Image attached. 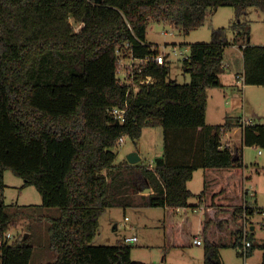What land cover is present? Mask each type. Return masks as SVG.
<instances>
[{
  "label": "trees",
  "instance_id": "16d2710c",
  "mask_svg": "<svg viewBox=\"0 0 264 264\" xmlns=\"http://www.w3.org/2000/svg\"><path fill=\"white\" fill-rule=\"evenodd\" d=\"M220 7L234 8L235 37L229 40L228 28L212 29L210 43L188 45L183 71L190 83L168 81L166 56L163 65H135L132 85L121 79L123 55L142 59L161 53L147 41L151 23L168 22L189 34L205 25L210 8ZM251 8L264 13V0H0V238L37 211L5 204L10 170L24 188H36L42 207L58 209V216H38L50 224L55 257L47 264H146L132 260L133 246L124 241L92 245L101 217L109 208L131 206L129 191L146 186L154 193L143 195L141 206L187 208L195 171L224 169L230 173L211 195L215 216L204 219L200 231L205 264H224L220 250L239 249L245 222L264 212L250 204L248 190L241 205L220 199L245 178L246 168L238 150L222 147V132L239 126L245 146L264 149V124L206 122L208 90L224 87L220 75L231 45L243 54L238 77L245 85L264 86V45L251 43ZM148 77L154 83L142 84ZM112 108L126 109L123 124L110 114ZM145 127L164 129L163 154L152 167L116 165L119 140L136 144ZM206 195L204 190L198 198ZM168 228L172 246L184 247L173 223ZM249 239L254 240L252 231ZM28 241L24 236L3 247L2 263L30 264L34 248ZM255 249L262 251L264 264V243L253 244L247 257Z\"/></svg>",
  "mask_w": 264,
  "mask_h": 264
},
{
  "label": "rangeland",
  "instance_id": "374dc122",
  "mask_svg": "<svg viewBox=\"0 0 264 264\" xmlns=\"http://www.w3.org/2000/svg\"><path fill=\"white\" fill-rule=\"evenodd\" d=\"M73 23V20H70ZM236 22L235 10L232 7L210 8L204 26L192 30L185 34L183 29L178 28L168 22H153L148 30L147 39L153 46H158L162 54L168 58L170 64V75L168 81L179 84L191 82L190 75L183 71V60L189 56L188 45L196 43H210L212 39V29L228 28L229 40L235 37L232 26ZM248 29L250 31L251 43L254 45H264V13L255 8H251L247 17ZM80 25H75L76 30ZM168 32L170 34L165 35ZM174 45L178 46V51L183 54L173 52ZM168 53H170L168 55ZM121 59L128 62L131 57L123 55ZM232 69H235L232 66ZM244 90L243 86L241 88ZM246 90V88H245ZM260 89H250L252 96L258 98L255 103L247 99V108L261 111ZM248 92V91H247ZM243 93V92H241ZM250 94V95H251ZM242 95V94H241ZM218 118H213L210 114L208 123H218ZM223 123V122H219ZM256 123L264 124V118ZM219 125V124H214ZM246 148V147H245ZM117 153L116 165H124L127 156L132 152L142 153L145 165L151 164L152 160L162 155L164 151V129L162 127H145L140 140L135 144L131 139L125 138L123 144H118L114 149ZM262 151L259 156L258 152ZM245 174L250 173L251 177L244 184L243 180L236 182L239 199L243 187L245 190L257 193L259 208L264 210V149L260 147L246 148ZM245 180V178H244ZM6 190L4 202L6 205L18 204L20 206L34 207L37 211H32L33 218H24L18 221L14 233L21 232L29 238V244L34 248L30 264H47L54 260L55 254L50 248L49 227L46 220H39L38 216H58V209L42 207V197L34 186L24 188V180L14 175L10 170L5 172ZM204 171L196 174L191 190L195 195L189 200L190 206L185 208L184 213L176 210L171 211L163 207L126 208L116 207L111 214H104L100 219V228L92 245H116L119 241H124L127 236L138 237V242L132 244V260L146 264H205V244L197 246L193 244L194 238L200 235L201 222L207 219L208 215L202 210L193 209V205L198 203L197 192L205 187ZM245 185V186H244ZM203 187V188H201ZM190 188V187H189ZM0 193V201L1 199ZM256 199V198H255ZM254 198H249L251 205H254ZM182 213V214H181ZM128 220L125 221V218ZM35 218V219H34ZM172 221L181 237L184 239V247L172 246V231L168 228V223ZM126 226H122L123 223ZM249 222V221H248ZM118 225L115 229V225ZM256 228L253 233L255 245L264 243V212L255 213L250 218V227ZM183 232V235L179 231ZM184 236V237H183ZM239 249L223 248L222 256L224 264H245L244 257L238 255ZM262 251L255 249L254 256L247 258L249 264H260Z\"/></svg>",
  "mask_w": 264,
  "mask_h": 264
},
{
  "label": "crops",
  "instance_id": "0c3cea01",
  "mask_svg": "<svg viewBox=\"0 0 264 264\" xmlns=\"http://www.w3.org/2000/svg\"><path fill=\"white\" fill-rule=\"evenodd\" d=\"M149 28H148V30H149ZM147 35H148V33H147ZM147 41H148V39H147ZM173 47L178 48L177 45H174ZM242 58H243V54H242V50H241L239 45H231L227 49V56L223 62V64H224L223 72L220 75V78H221V81H222L224 87L214 88V89L208 90V108H207V116H206L207 124H209V125H214V124L222 125L228 119L232 120V123H235L236 120L241 121L242 118H251L256 123L257 120H261L264 118V86L245 85L244 82L242 81V79H240L238 77L239 73L240 74L243 73V60H242ZM232 66H234L235 69H232ZM242 86H243L244 90L241 89ZM245 88H246V90H245ZM252 88L260 89V90H255V92H257V93L260 92V97H261V103L260 104H261V108H262L261 111L254 110L253 108H251V109L247 108V105L245 104V101H247V99H251V101L253 103H255V101L258 99V98L253 97L251 92H249L250 89H252ZM241 92H243V93H241ZM210 114L213 118L219 119V121H216L218 123H211V124L208 123V119H209ZM219 122H223V123H219ZM225 140L228 142V145L231 148L238 150L239 155L243 157V160L245 163V158H246V154H247V152H246L247 146H245L243 144V132H242L241 127L234 126L232 129L228 130L227 134L225 136ZM251 148H256V147H251ZM137 152L140 154V156H141L140 162H142L143 161V157H142L143 155L140 151H137ZM258 155L261 156L262 154L258 153ZM155 159L152 160L151 164H153ZM126 162H128V161L126 160ZM151 164H149V165H151ZM202 170L203 169H198L197 171H195L193 179L188 183L190 190H191V184L194 183L196 174ZM229 173H230L229 170H224V169L213 170V171H209V172L204 171V180H205L206 184H205L204 188L201 187L203 189H200V190L198 189L197 192H200L199 193V195H200L205 190L207 195H206V198H203V199L198 198V203L194 204L192 207L195 210L204 211L208 215L207 219L214 218L215 212H216V207L211 204V195L219 191L220 187L225 183L226 176ZM250 177H251L250 173L245 174V180L243 179L244 184L246 183L247 179ZM146 187L144 189H142L141 191H139L138 193H135L133 191H129L128 196H131V197H129L130 202H131V206L126 207V208H138V209L139 208L140 209L145 208L144 206H141V204L143 201L142 196L143 195H149V192H147V193L143 192L146 189ZM150 188L152 190L151 194L154 193L153 188L152 187H150ZM244 191H245V188L243 187V191L241 190V192H239V193H241L239 199H236L237 198L236 194H238L237 193L238 189L236 188V184H235V185L231 186L229 188V191L226 194H224L223 196H221L220 199L226 205H241L243 202V198H244ZM248 191L250 192L249 198H254V199L256 198L255 201L253 202V204L255 206L259 207L258 206L259 201L257 199L258 198L257 193L251 192L249 189H248ZM194 195H195V193H194ZM113 208H116V207H113ZM113 208H109L107 210L106 214L107 213L111 214L112 213L111 211ZM126 208H124V209H126ZM163 208H165V207H163ZM204 208H210V209L208 211H206V209H204ZM183 210L185 211V208H182V213H184ZM176 212H177V210H176ZM127 220H128V217L125 218V221H127ZM170 222L172 223V221H170ZM122 226H126V223L124 222L122 224ZM117 227H118V225L116 224L114 228L117 229ZM251 228H254L252 231H254L256 229L253 226V224H252ZM179 231L183 235V232L180 229H179ZM128 237H136V236H127L125 238H128ZM253 244L255 245V240H253ZM260 244H262V243H260ZM222 250L223 249L220 250V255H221V258L224 262V259L222 256ZM253 256H254V252L251 254V256L249 258H252ZM261 261H262V254H261ZM261 261H260V264H261ZM247 264H249L248 261H247Z\"/></svg>",
  "mask_w": 264,
  "mask_h": 264
},
{
  "label": "built area",
  "instance_id": "2783aa9c",
  "mask_svg": "<svg viewBox=\"0 0 264 264\" xmlns=\"http://www.w3.org/2000/svg\"><path fill=\"white\" fill-rule=\"evenodd\" d=\"M165 35H168L170 33L165 32ZM173 52L175 54H183L181 51H178L177 47H174ZM170 53H168L169 55ZM188 56H185L184 59H186ZM149 61H154L158 64L163 65L166 61L165 59V55L162 54V52L156 56H149L146 58H142V59H136L134 57H132L128 62H124L123 60L120 61V70H119V75L121 77V79L128 85H132L133 80L130 78L133 75V70L135 65H140V64H145ZM224 66V64H223ZM240 79H242V81L244 82V77L241 76ZM148 83V84H152L154 83V79L152 77H148L147 80H143L141 83ZM110 114L113 116V118L115 120H117L120 123H124L126 120V109H122V108H112L109 110ZM241 124L242 125H252L255 124V121L251 118H242L241 119ZM227 134V131H223L222 132V136H221V143H222V147H230L228 145V142L225 140V136ZM125 142V137H122L118 144H123ZM259 154H262V151L258 152ZM151 167L153 166V164L150 165ZM178 213L181 212L182 208H178L176 209ZM250 221H246L245 222V228H244V237H243V244L242 246L239 248V254L240 256L244 257L245 259V264H247V256L249 253V250L251 249L253 242L249 239V234L250 231H252V228L249 225ZM14 229L8 231L2 238H0V264L2 263L1 260V255H2V248L3 247H7L9 245H12L14 242L22 240L23 239V234L21 232H17L14 233ZM138 241L137 237H128L124 239V242L127 244H134ZM193 243L197 246H202L204 244V240L202 236H196L194 238Z\"/></svg>",
  "mask_w": 264,
  "mask_h": 264
},
{
  "label": "water",
  "instance_id": "95a60500",
  "mask_svg": "<svg viewBox=\"0 0 264 264\" xmlns=\"http://www.w3.org/2000/svg\"><path fill=\"white\" fill-rule=\"evenodd\" d=\"M96 2L97 3H101L102 2V0H96ZM81 30V28L78 30V32ZM235 159H238V156H236V158ZM127 161H128V163L129 164H131V165H136V164H138V163H140V161H141V156H140V154L138 153V152H132V153H130L128 156H127ZM151 188L149 187V186H147L146 187V189L143 191V192H145V193H147V192H149V194H151ZM254 228H252V230H253ZM28 235L29 234H26L25 235V239L28 237Z\"/></svg>",
  "mask_w": 264,
  "mask_h": 264
}]
</instances>
